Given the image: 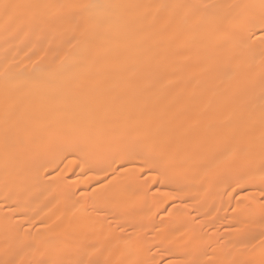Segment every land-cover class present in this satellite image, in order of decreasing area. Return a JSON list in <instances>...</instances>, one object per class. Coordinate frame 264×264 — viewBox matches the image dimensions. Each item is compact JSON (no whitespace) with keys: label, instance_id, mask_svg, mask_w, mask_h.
<instances>
[{"label":"bare ground","instance_id":"bare-ground-1","mask_svg":"<svg viewBox=\"0 0 264 264\" xmlns=\"http://www.w3.org/2000/svg\"><path fill=\"white\" fill-rule=\"evenodd\" d=\"M263 205L264 0H0V264H264Z\"/></svg>","mask_w":264,"mask_h":264},{"label":"rangeland","instance_id":"rangeland-1","mask_svg":"<svg viewBox=\"0 0 264 264\" xmlns=\"http://www.w3.org/2000/svg\"><path fill=\"white\" fill-rule=\"evenodd\" d=\"M167 205L168 204H170L171 202H165ZM235 203L236 202H231L227 207H226V209H222V210H220V214H221V212L223 211V212H230V211H232L233 210V207H234V205H235ZM243 203H246V202H243ZM262 209L264 210V205L262 206ZM246 222L247 223H249V224H251V223H253L254 222V220H246ZM218 226H221L219 223H217L216 222V227H218ZM211 229H209V231H210ZM262 231H264V229H262L261 230V232ZM260 232V231H259ZM216 240H215V242H214V244H213V246H214V248H215V252H216V254H219L220 252H219V246H221V239L219 238V237H216L215 238ZM247 243H248V245L249 246H254V245H257L258 244V241H256V240H254V239H250V238H248L247 240ZM227 243V242H226ZM228 244V243H227ZM163 245H164V243H163ZM227 253H228V251H227V249L225 250V251H223L221 254H223V255H227ZM171 259H175V256L173 255V254H171V253H161V261H163V260H166V261H169V260H171Z\"/></svg>","mask_w":264,"mask_h":264}]
</instances>
